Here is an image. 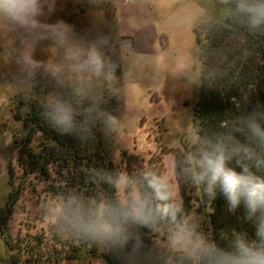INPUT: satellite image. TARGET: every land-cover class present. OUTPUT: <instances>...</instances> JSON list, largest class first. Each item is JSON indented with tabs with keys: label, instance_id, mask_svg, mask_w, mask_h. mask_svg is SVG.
<instances>
[{
	"label": "rangeland",
	"instance_id": "obj_1",
	"mask_svg": "<svg viewBox=\"0 0 264 264\" xmlns=\"http://www.w3.org/2000/svg\"><path fill=\"white\" fill-rule=\"evenodd\" d=\"M215 1L57 0L56 14L50 18V22L59 18L67 21L74 41L80 45L99 44L110 66L107 77L93 73L77 77L65 70L62 84L91 101L99 118L104 151L119 169L121 199L128 201L127 186L134 198L140 196V185L127 174L142 164L166 183L179 209H188L181 226L193 237L212 242L210 210L199 198L192 148L198 140L193 109L200 85L194 29L229 11L225 4ZM110 10L116 12L115 24L108 15ZM110 31L114 33L108 38ZM26 50L41 65L39 68L30 69L20 62ZM69 52V47H61L52 39L37 42L0 24V210L10 205L11 197L13 215L8 225L14 238L39 231L47 236L46 227L60 215L53 201L38 194L41 187L33 190L23 176L19 152L26 133L15 114L20 100L31 97L35 76L55 78L49 66L64 65ZM118 53L121 71L116 76L111 56ZM115 97L121 104L112 114L109 110ZM181 226L162 227L159 246L169 256L183 253L198 257L191 247L192 238L184 245L171 243L172 234ZM97 243L98 255L85 251L79 259L34 263L27 262L26 256L19 257L0 233V264H108L100 254L102 242Z\"/></svg>",
	"mask_w": 264,
	"mask_h": 264
},
{
	"label": "trees",
	"instance_id": "obj_2",
	"mask_svg": "<svg viewBox=\"0 0 264 264\" xmlns=\"http://www.w3.org/2000/svg\"><path fill=\"white\" fill-rule=\"evenodd\" d=\"M216 1L225 4L229 11L194 29L200 79L193 109V125L198 133L192 148L196 174L201 171L198 162L202 154L213 145L231 147L233 140L245 141L236 133L241 122L253 115L264 119V25L251 28L248 17L237 10V0ZM108 15L115 24L116 12L110 10ZM113 33L108 32V38ZM111 58L113 73L118 76L119 53ZM20 101L15 118L23 123L26 133L19 152L20 168L25 180L32 183L31 188L41 187L38 194L53 201L60 215L46 227L47 236L39 231L26 234L28 238H14L8 225L13 215L10 205L14 203L10 197V205L0 210V233L19 257L26 256L27 262L34 263L79 259L85 251L98 255L97 242H102L100 254L108 264H207L202 256H169L159 246L161 228L183 225L188 209H179L166 183L142 164L135 170L128 168V179L140 185V196L147 194L154 205L170 211L155 226L120 223L119 213L131 207L135 198L129 186L127 202L119 195V169L104 151L99 118L88 98L74 94L69 86L57 84L56 78L37 74L31 97ZM57 101L71 108L73 126L68 132L52 123L51 104ZM120 104L119 97L113 98L110 113L116 114ZM257 151L264 154V148ZM232 164L235 166L234 160ZM259 174L264 176V171ZM150 180L163 183L167 200L157 197ZM198 185L200 201L210 210L208 222L217 246L227 248L236 234L251 235L255 231L254 222L246 218L243 209L229 211L222 195L210 196L205 181ZM118 224L129 243L121 245L115 239L98 236L90 227ZM134 241H138L135 249Z\"/></svg>",
	"mask_w": 264,
	"mask_h": 264
},
{
	"label": "clouds",
	"instance_id": "obj_3",
	"mask_svg": "<svg viewBox=\"0 0 264 264\" xmlns=\"http://www.w3.org/2000/svg\"><path fill=\"white\" fill-rule=\"evenodd\" d=\"M56 2L0 0V24L22 31L34 41L52 39L61 47L70 48L64 65L49 66L57 84H62L65 70L77 77L85 73L107 77L110 66L106 64L99 44L82 46L74 41L73 28L67 21L59 18L50 22L56 14ZM236 8L248 17L251 28L264 25V0H237ZM20 62L30 69L41 66L27 50L21 53ZM51 120L63 132L70 131L73 126L70 106L60 101L51 104ZM236 133L245 141L233 140L231 147L223 143L213 145L211 150L202 154L198 162L201 171L194 175V179L206 182L210 196L222 195L229 211L243 209L246 218L254 222L255 231L251 235L236 234L227 248L199 236L193 237V233L183 226L171 236L173 245H184L192 238L191 247L207 264H264V176L259 174L264 171V154L257 151L264 148V119L250 116L241 122ZM149 184L159 199H168L162 182L150 180ZM169 211L168 207L154 205L151 197L145 194L136 197L131 207L119 213L120 223L155 226L160 217ZM90 227L98 236L115 239L121 245L129 243V237L119 224ZM137 244L138 241L133 242L134 249Z\"/></svg>",
	"mask_w": 264,
	"mask_h": 264
}]
</instances>
